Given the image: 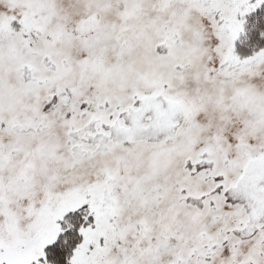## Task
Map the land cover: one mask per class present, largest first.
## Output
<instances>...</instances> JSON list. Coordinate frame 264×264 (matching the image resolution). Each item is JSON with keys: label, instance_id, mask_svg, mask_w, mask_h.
I'll return each instance as SVG.
<instances>
[{"label": "snow or ice", "instance_id": "obj_1", "mask_svg": "<svg viewBox=\"0 0 264 264\" xmlns=\"http://www.w3.org/2000/svg\"><path fill=\"white\" fill-rule=\"evenodd\" d=\"M0 264H264V0H0Z\"/></svg>", "mask_w": 264, "mask_h": 264}]
</instances>
